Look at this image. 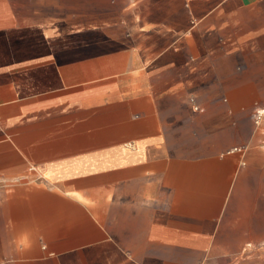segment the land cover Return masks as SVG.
Wrapping results in <instances>:
<instances>
[{
	"label": "crops",
	"instance_id": "crops-1",
	"mask_svg": "<svg viewBox=\"0 0 264 264\" xmlns=\"http://www.w3.org/2000/svg\"><path fill=\"white\" fill-rule=\"evenodd\" d=\"M264 0H0V264H264Z\"/></svg>",
	"mask_w": 264,
	"mask_h": 264
},
{
	"label": "built area",
	"instance_id": "built-area-1",
	"mask_svg": "<svg viewBox=\"0 0 264 264\" xmlns=\"http://www.w3.org/2000/svg\"><path fill=\"white\" fill-rule=\"evenodd\" d=\"M255 125L257 128L264 127V106L259 107L254 116Z\"/></svg>",
	"mask_w": 264,
	"mask_h": 264
}]
</instances>
